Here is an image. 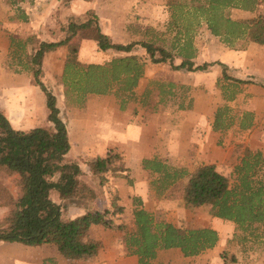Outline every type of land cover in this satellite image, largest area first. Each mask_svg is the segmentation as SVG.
Wrapping results in <instances>:
<instances>
[{"label":"trees","instance_id":"1","mask_svg":"<svg viewBox=\"0 0 264 264\" xmlns=\"http://www.w3.org/2000/svg\"><path fill=\"white\" fill-rule=\"evenodd\" d=\"M75 0H63L68 7ZM91 2L94 0H83ZM195 2V0H193ZM261 0H198L197 4L172 0V10L168 32H173L169 46L163 34L150 29L152 37L141 42L126 45L114 43L109 35L101 30L99 17L88 12L87 20L82 17H69L65 39L59 42L37 41L35 37L26 40L11 38V67H21L17 73L28 71L45 93L48 121L51 128H36L28 132L13 128L9 119L0 111V171L16 177L21 195L15 197L0 181V208H6L8 215L0 221V242L20 243L26 246H39L53 241L59 253L69 261L94 258L101 244L91 239L93 226L112 227L113 219L105 213L87 209L101 198L92 185L85 179L80 167L81 160H72L67 156L71 151L69 132L61 116L56 95L44 84L43 63L48 52L57 48H68L67 60L62 81L65 95L76 94L78 104H82L89 94L115 95L121 110L129 103L139 100L145 110L158 112V105L166 103L176 96V87L188 92L187 86L174 82L152 80L140 98L136 89L146 75L148 61L151 64H169L174 71L207 72L220 62H206L197 65L195 35L204 22L210 33L230 47L243 40L264 45V17L252 20L232 19L227 11L237 9L254 12ZM27 20L26 16H22ZM153 31V32H152ZM80 36L82 38H80ZM82 39H93L103 52L116 51L125 56L117 57L105 64L84 65L79 61ZM163 43V45L159 43ZM29 45H34V53L28 52ZM140 48L143 56L134 52ZM180 64L176 65L175 61ZM225 67V66H224ZM255 84L254 81L236 79L223 69V75L217 87L223 91L227 102L236 99L242 85ZM264 87V83H258ZM157 92V94H154ZM158 97V102L153 98ZM182 99L179 110H189L192 99ZM231 108L220 107L215 114L213 130L223 132L235 124L229 116ZM253 114H243L240 128L249 129L253 125ZM113 153V152H111ZM121 159L118 154H111L106 159L88 162L93 176L105 174L111 161ZM142 167L151 176H156L152 185L159 196L181 180L188 178L184 188V202L191 210L207 206L210 214L236 225V230L243 233L245 240L264 244V154L262 151L246 149L235 165L231 177L218 171L214 164L197 166L191 173L184 168L168 164L158 157L144 159ZM115 175L126 178L129 184V170L115 168ZM99 180V179H98ZM100 182V181H99ZM99 187L102 186L100 183ZM59 200L61 204L55 202ZM80 203V205H77ZM114 205V203H113ZM134 228L125 233V246L128 256L138 257V264H153L160 251L178 249L186 258L200 256L217 246L220 240L218 231L206 228H181L173 223L158 221L143 208L141 198L133 199ZM70 206L86 209L78 217H70L66 211ZM118 213L125 211L116 208ZM123 229V226L118 225ZM51 264H56L51 261Z\"/></svg>","mask_w":264,"mask_h":264},{"label":"crops","instance_id":"2","mask_svg":"<svg viewBox=\"0 0 264 264\" xmlns=\"http://www.w3.org/2000/svg\"><path fill=\"white\" fill-rule=\"evenodd\" d=\"M130 1L134 2L135 0ZM101 2L102 0L91 2L75 0L68 7H64L63 0H0V111L9 119L14 129L28 132L36 128L48 129L53 124L48 121L49 109L45 108V99H41V88L35 82L32 74L28 71L17 73V69H13L17 67L10 65L11 38L26 40L29 37H35L37 41L59 42L65 35L61 23L66 26L69 17L83 18L88 11L93 9L99 15L98 9ZM240 12L245 15L239 19H245L246 15L251 14L245 11ZM23 15L27 17V20L22 18ZM4 24L5 26H2ZM104 33L111 35L108 32ZM206 36H211L208 31H206ZM209 42L210 44L205 41L200 44L195 42L199 54L195 62H220L228 68L230 76L244 81L252 80L255 84L242 85L241 92L231 102L224 100L223 91L219 88L214 91L210 90L208 94L205 92L193 94L191 109L179 110L174 113L185 114V119L180 120L174 126L170 125V131L166 130L167 128L163 125L162 120H159L161 117L158 114L146 118L144 117L146 113L141 110L139 105L132 104V102L124 110H120L119 114L116 105L111 104L110 95L89 94L82 104L75 105H71L69 102L65 103V96L63 100H58L61 116L67 124L71 143V151L67 157L72 160H81L80 167L86 173L85 179L97 192H100L101 198L98 202L105 203L102 211L95 209L96 211L105 213L113 207V203L109 199L111 196L108 190L109 186L117 189L118 205L123 207L125 212L130 213L134 210V198H141L144 203L143 208L148 210L146 200L149 198L150 187L146 180L151 174L142 167L144 159L158 157L172 166L184 167L189 173L199 165L216 164L215 156L207 153V149L214 145L204 143L205 138L213 136L215 132L211 123L207 124V127L202 124V114L215 115L220 107L227 105L231 108V114H253V125L246 129L247 131H243L250 134L255 130L252 137L259 133L260 127L258 126L264 117V87L258 84L264 83V45L250 42L244 49H240L230 47L219 40ZM94 46L98 47L96 41L85 40L81 43L79 61L82 64H102V61L89 60L93 56ZM33 48L36 46L29 45L28 52L34 53ZM67 55L68 48L66 47L57 48L46 54L43 69L48 77H51L52 82L56 81L55 76H63ZM224 66L215 65L211 68L209 75L213 76L214 83L209 87H217V83L223 75ZM18 69L20 70L21 67ZM147 73L148 69H146V75ZM142 81L143 79L137 89H140ZM181 83L186 84L184 81ZM41 101L43 105L37 103ZM240 103L242 105L237 106ZM237 107L240 109L239 111L235 110ZM195 119H198L202 127L205 128L203 129L205 138L202 137V134L199 135L197 130H192ZM233 127L239 131L242 130L240 123H235ZM185 132L191 134L192 137H186ZM252 141L257 144L252 150L259 149L264 153V144L258 142V137L252 138ZM252 141H250L251 144ZM111 151H115L123 157L124 167L129 170L132 184H129L128 180L121 176L107 177L111 180L100 187L95 184L96 181L100 182L93 176L88 162L105 159ZM213 151L217 152L216 149ZM90 179H93L92 184ZM185 180L188 181V178ZM178 183L168 189L162 198L165 199L168 194H171ZM55 202L61 204L59 200H55ZM84 213H86V209L73 206L70 217H78ZM224 223L234 224L212 216L207 225L199 227L212 228L218 231L220 236L217 246L200 256L210 257L216 251L223 249L227 242V235L223 230ZM97 227L99 225L91 228V237L93 230ZM95 239L105 244V248L97 257L69 261L57 250L58 253L55 255L57 264H138V257H126L125 246H122V253L119 254L120 250L115 248L118 247V244L110 246L101 237ZM17 244L20 245V243L0 242V248L3 247L2 245ZM41 251L43 252V250ZM12 257L10 256V258ZM53 257V255L43 253L41 259L45 263V260ZM7 259L5 256L0 264H7ZM36 261V257L33 256L31 264H36ZM10 264H13V261H10ZM236 264H264V258H260L259 263L258 261H248Z\"/></svg>","mask_w":264,"mask_h":264},{"label":"rangeland","instance_id":"3","mask_svg":"<svg viewBox=\"0 0 264 264\" xmlns=\"http://www.w3.org/2000/svg\"><path fill=\"white\" fill-rule=\"evenodd\" d=\"M171 1L172 0H135L134 2H131L130 0H102L98 9L99 15L94 9L88 12H94L96 15H98L101 30L103 32H108L109 34H111L110 37L114 43L126 45L132 42L149 40L152 37V33L149 32V30L152 29L159 34H163V39L166 40L165 45L169 46V41L173 37V32H168V27L169 23L171 22L172 15V10L169 6V3ZM181 1L197 4L198 0H195V2L193 0H179V2ZM240 11L241 10L230 9L227 11V14L235 20H252L260 17L259 8L254 12H250L251 14L246 15L247 17L245 19H239V17H243V15H245ZM88 12L83 16V19L87 20L89 18L90 15ZM62 21L65 22V20ZM61 24L62 31L65 33L62 38L65 39L67 35V25L64 26L63 23ZM2 26H5V24ZM206 31H208L212 37H207ZM80 38L82 37L80 36ZM85 40L94 41L93 39H82L79 42H75V44L79 43L81 46V43ZM211 40H219L222 42L220 38L215 37L210 33L206 23L203 22L196 31L195 42L196 44H200L201 42L205 41V43L210 44L209 41ZM159 44L163 45V43L161 42ZM247 44L248 43L246 41L240 40L236 42L234 47L244 49ZM98 47H93V56L89 60H98L102 61V64H105L114 58L125 56V54L118 53L114 50H109L103 53L102 50ZM134 53L140 57L143 56V50L140 48H137L136 52ZM198 55L199 54L197 49V57ZM10 61L11 60H9V62ZM175 64L179 65L180 61L176 60ZM196 64L202 65L203 63L196 62ZM13 69L19 70L18 68ZM146 69H148V73L143 78L140 89H136L137 98H140L147 85L152 80H161L167 83L174 82L176 84L185 85L189 89L188 92H184L183 89L176 87L175 98H167L168 101L166 103L159 104V110L157 113L145 110L140 104L139 100L132 101V104L134 103L139 105L141 110L146 113L144 117L147 118L150 115L158 114L159 117H161L159 120H162L163 125H165V127L167 128V131H170V125L174 126L179 123L180 120L185 119V114H174L175 112L179 111V108L177 107L179 106V103H181L182 99H186V104H188V98H191L193 94L199 92H205L206 94H208L210 93V90L214 91L216 90V88H218L213 86L209 87L212 83H214L213 76L211 77V75H209V72L212 69L207 72L200 73L174 71L169 64L154 65L151 64L150 61H148ZM55 77L56 81H53V83L51 77L49 78L48 74L45 72L42 81L47 86V88L56 95L58 100H63L65 96V103L69 102L71 105L78 104L76 94L70 93L68 97L65 95L62 76ZM182 81L186 82V84L181 83ZM154 94H157V92H154ZM41 99H45L46 108L47 99L45 93L42 90ZM110 100L111 104L116 105L117 109H119L118 113L120 114L121 108L119 100L115 95L112 94L110 95ZM153 101L157 103L158 97L155 96L153 98ZM37 103L39 105H43L42 101L40 103ZM240 105L242 104L240 103L237 106ZM235 110L239 111L240 109L237 107V109ZM202 115V124L206 125L207 127V124L211 123L213 129L215 115ZM228 115L233 118L235 123H240L242 114H231L230 112V114ZM258 127H260L259 133H257V135H255L254 137H252V134L255 132V130H253L249 134L248 132H245L247 130L239 131L234 127H231L230 129L223 132H215L213 130L215 134H213V136L205 138V132L203 131V129L205 128L202 127L198 119H195L192 130H197L199 135L202 134V137L206 139L204 141L205 144L209 143L211 145H214L207 149V153L215 156L216 164L214 165L217 167L218 171L227 175L228 177H231L235 165L243 156L245 150H252L253 148H255V145H257L254 141H252V138L258 137V142L264 144V117L262 118L261 123ZM186 134V137H192L191 134ZM250 141H252L253 143L251 144ZM194 144L198 145L197 143ZM214 149H216L217 152H214ZM111 152L107 155L106 158H108V156L111 154H119L115 151ZM109 166L111 170H109L105 174H100L98 176V179L102 185H106V182L111 180V178L107 179V177L113 176V174L115 173L113 170L115 168H124L123 157L122 160L113 158ZM180 168L184 167L180 166ZM155 177L156 176L150 175V177H148L146 180L149 183L150 187L149 198H147L146 202L148 211L151 212L158 221L173 223L177 227L181 228H199L209 223V220L212 217L209 207L204 206L199 208L198 210H191L186 206L184 202V188L188 182L187 180H185L186 178L184 180H181L172 191V193L168 194V196L163 199V196H159V194L157 193V188L152 185V181ZM0 181L15 197H19L21 195V191L16 183L15 176H11L3 171H0ZM89 181H91V184L93 183V179H90ZM100 183H98L97 181L95 182L96 185H99ZM108 190L111 194L109 199L112 203H114V205L111 209L108 210L109 215L107 217L113 219L114 225L112 227L99 225V227L93 230L92 237L90 236L91 239L101 244L100 249L95 257H97L105 248V244L102 241H97L95 238H103L110 246L118 244V247L116 246L115 248L120 250V252L118 253L121 254V248L122 246H125V233L131 231L134 228V218L132 211L130 213L125 211H122V213H118L116 211V208L119 207V195L117 189L113 186H109ZM77 205H80V203H77ZM72 207L73 206H70L66 211L67 215L69 216L71 215ZM86 207L90 210L99 209L102 211L105 207V203L101 201L97 202L96 205H86ZM79 208L84 209L82 207ZM7 215L8 210L6 208H0V221H2ZM118 225L123 226V229L118 228ZM224 225L225 226L223 227V230L226 232L227 242L224 245L223 249H221L220 251H216L214 254H212V256L206 258H204L203 256H200L199 258H185L183 254L177 249L163 250L159 252L158 257L153 262V264H236L248 261H258L259 263L260 258H264V244L255 243L251 240L246 241L244 239L245 235L236 230L235 224L224 223ZM43 245L44 246L42 247L41 245L31 247L23 244L10 246L2 245L3 247L0 248L2 251H0V261L2 259L4 260L5 256H7V264H10V261H13V264H31L32 258L34 256L38 261H36V264H51V261H54L57 264L55 260V255L56 253H58L56 243L53 241H48ZM41 250H43V252ZM124 251L126 252L125 255H127L126 246ZM43 253L53 255L54 257L52 259L45 260V263H43L41 259ZM10 256L13 257L10 258ZM126 257L130 256L127 255ZM112 258L113 257L111 256V259Z\"/></svg>","mask_w":264,"mask_h":264},{"label":"built area","instance_id":"4","mask_svg":"<svg viewBox=\"0 0 264 264\" xmlns=\"http://www.w3.org/2000/svg\"><path fill=\"white\" fill-rule=\"evenodd\" d=\"M259 10L261 15L264 17V0H261L260 5H259Z\"/></svg>","mask_w":264,"mask_h":264}]
</instances>
